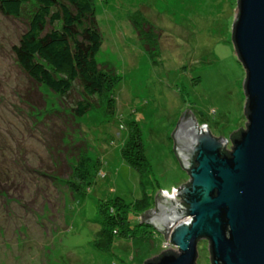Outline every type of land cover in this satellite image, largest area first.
<instances>
[{
	"label": "rangeland",
	"instance_id": "rangeland-1",
	"mask_svg": "<svg viewBox=\"0 0 264 264\" xmlns=\"http://www.w3.org/2000/svg\"><path fill=\"white\" fill-rule=\"evenodd\" d=\"M92 3L102 37L95 60L115 86L90 98L92 109L75 119V102L85 100L81 86L74 82L65 96L36 88L12 52L34 0L19 19L0 13V264H140L160 256L168 240L141 216L155 213L159 191L179 202L175 191L189 183L171 136L184 111L199 129L205 124L210 135L225 139L227 150L232 133L246 126L245 69L232 43L238 0ZM132 124L149 164L143 177L121 157ZM51 129L66 130L64 143ZM83 143L91 183L74 192L67 184L74 160L57 150ZM118 199L128 210L126 234L114 231L111 246L99 250L96 233L112 226L101 204L111 216ZM208 246L198 243L195 264H209Z\"/></svg>",
	"mask_w": 264,
	"mask_h": 264
},
{
	"label": "water",
	"instance_id": "water-1",
	"mask_svg": "<svg viewBox=\"0 0 264 264\" xmlns=\"http://www.w3.org/2000/svg\"><path fill=\"white\" fill-rule=\"evenodd\" d=\"M237 8L232 43L245 69L246 126L227 154L226 140L205 124L199 129L184 111L171 136L175 159L189 176L175 194L188 209L159 191L155 213L141 216L166 231L164 240L172 228L178 253L140 264H195L201 240L208 241L209 264H264V0H238Z\"/></svg>",
	"mask_w": 264,
	"mask_h": 264
},
{
	"label": "trees",
	"instance_id": "trees-1",
	"mask_svg": "<svg viewBox=\"0 0 264 264\" xmlns=\"http://www.w3.org/2000/svg\"><path fill=\"white\" fill-rule=\"evenodd\" d=\"M27 1L0 0V13L6 17L19 19ZM34 6L19 44L12 49L16 62L36 88L43 86L58 96L68 95L73 89V83L77 82L81 86L85 100L75 102L71 117L81 118L92 109L90 98L108 94L115 86L111 72L104 70L95 60L102 45V37L92 0H34ZM141 21H136L138 28ZM147 32L150 33L149 30ZM131 127L133 128L130 140L122 148L121 157L143 177L149 164L144 158L139 128L134 124ZM51 130L56 133L55 136L60 137V142L64 143L67 137L66 130L60 132L62 135ZM241 131L243 130L232 133L229 140L239 137ZM75 145L71 148L61 145L62 147L57 150L64 158L70 157L74 160L73 164L71 161L68 162L72 180L67 181L74 192L81 189L79 185L90 184L92 177L89 169L92 160L87 152L88 147L85 143ZM222 152L228 154L227 148L225 147ZM55 176H58V173ZM143 200H138V203ZM182 205L188 209L187 205L183 203ZM101 208L102 217L111 218L112 226L110 230L102 229L96 233L94 243L99 250H106L111 246L114 231H118L121 237L126 234L123 228L128 210L125 203L119 199L110 207L111 216H105L104 204H101ZM161 232L166 235L165 230ZM172 253L176 254L174 251H167L151 261Z\"/></svg>",
	"mask_w": 264,
	"mask_h": 264
},
{
	"label": "built area",
	"instance_id": "built-area-1",
	"mask_svg": "<svg viewBox=\"0 0 264 264\" xmlns=\"http://www.w3.org/2000/svg\"><path fill=\"white\" fill-rule=\"evenodd\" d=\"M189 219H190V218H186V220H189ZM171 231H172V229H171ZM171 231H170V232L168 231L167 236H166V238H167V240H168V243H169L168 246H167V247H168V251L172 250V246H173L172 243H171L170 240H169V237H170ZM173 247H174V246H173ZM174 248H175V247H174Z\"/></svg>",
	"mask_w": 264,
	"mask_h": 264
},
{
	"label": "bare ground",
	"instance_id": "bare-ground-1",
	"mask_svg": "<svg viewBox=\"0 0 264 264\" xmlns=\"http://www.w3.org/2000/svg\"><path fill=\"white\" fill-rule=\"evenodd\" d=\"M133 24H134V26H135V28L137 27V24H136V21L134 22L133 21ZM137 29H138V27H137ZM167 194V193H166ZM154 229V228H153ZM156 229V228H155ZM160 231V230H159ZM163 233V232H162ZM163 235V234H162ZM161 254V253H160Z\"/></svg>",
	"mask_w": 264,
	"mask_h": 264
},
{
	"label": "flooded vegetation",
	"instance_id": "flooded-vegetation-1",
	"mask_svg": "<svg viewBox=\"0 0 264 264\" xmlns=\"http://www.w3.org/2000/svg\"><path fill=\"white\" fill-rule=\"evenodd\" d=\"M173 151H174V149H173ZM176 160H177V159H176ZM177 161H178V160H177ZM178 164H179V163H178ZM179 165H180V164H179ZM181 169H182V168H181ZM179 202L182 203L180 200H179Z\"/></svg>",
	"mask_w": 264,
	"mask_h": 264
}]
</instances>
